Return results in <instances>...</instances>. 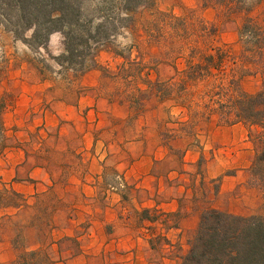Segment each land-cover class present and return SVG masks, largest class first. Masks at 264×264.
Here are the masks:
<instances>
[{
	"label": "crops",
	"instance_id": "1",
	"mask_svg": "<svg viewBox=\"0 0 264 264\" xmlns=\"http://www.w3.org/2000/svg\"><path fill=\"white\" fill-rule=\"evenodd\" d=\"M47 48L61 51L56 33ZM29 52L25 42L0 28L7 166L14 173L24 164L33 180L26 186L12 182L13 189L56 186L65 203L51 241L30 248H43L53 264H177L176 253L184 255L200 218L190 200L196 195L188 178L194 163L204 158L206 177L221 175L219 194L232 191L248 176L252 148L166 150L146 113L134 114L127 103L104 95L99 69L76 79H62L58 71L49 77L28 61ZM32 156L38 160L28 164ZM64 238L73 239V246ZM16 256L11 241H0V262Z\"/></svg>",
	"mask_w": 264,
	"mask_h": 264
},
{
	"label": "rangeland",
	"instance_id": "2",
	"mask_svg": "<svg viewBox=\"0 0 264 264\" xmlns=\"http://www.w3.org/2000/svg\"><path fill=\"white\" fill-rule=\"evenodd\" d=\"M153 1V5L145 4L132 14L133 26L130 29L121 28L125 21L120 14L110 13L114 20L105 23L108 34H112L110 42L101 44L90 39L87 46L75 45L76 56L73 58L64 51V36L61 32H54L60 38L61 51L53 53L47 48V42L40 45L31 39L32 29L24 33L22 31L26 41L16 36L5 21L0 22V28L11 31L16 38L25 42L30 48V52L26 54L28 61L49 77H53V73L58 71L62 79L68 75L69 78L76 79L87 69H99L103 76L101 89L104 95L127 103L134 114L146 113L150 125L155 129V138L166 150H240L247 146L255 153L260 147V142L255 138L256 127L249 129L253 137L250 140L248 128L242 123L237 124L239 129L236 130L232 129V124L220 122L217 114L208 120L199 114L195 115V111L202 110L201 107L193 105L191 110L186 109L181 105L185 101L178 96L176 90L173 91L174 99H165L167 95L164 91L162 94L165 97L160 98L155 84L173 75V57L179 48L182 53L177 61L181 69L199 61V57L192 59L189 53L193 46L205 50L207 40H210L204 36L207 22L218 28L212 43L222 46L229 54L224 66L228 76L240 74V87L247 93L259 90L262 87V77L256 73V67L243 63L240 58L243 49V42L238 35L241 16L226 19L216 8L205 6L203 0ZM248 2L254 3L255 0ZM81 5L84 14L95 17H98L99 9L109 14L113 12L111 9L118 13L117 9L121 7L116 0H82ZM251 15L257 21L264 22V0L254 5ZM176 78L178 79L177 75ZM197 97V94L193 95V99ZM185 99L188 100L187 95ZM1 109L0 103V112ZM216 126H225L226 129L212 131ZM233 139L237 141L234 142ZM7 143L8 137L0 122V241H11L17 250L14 261L0 264H49L42 253L23 252L33 250L30 246L37 242L51 241L50 233L56 222H62L59 210L64 208L65 203L59 199L56 186L21 187L22 197L12 194V182L26 186L33 180L26 177L28 172L24 164L20 171H9L7 159L10 150H4ZM38 151L40 150H36ZM29 159L28 164L38 160L36 156ZM204 163V158L200 157L188 176L196 186V195L190 200L193 209L200 210V216L209 208L237 215H264V192L255 183L250 170L239 188L219 194L221 175L216 178L206 177ZM226 172L233 173L234 170L228 169ZM192 234L187 240L185 253ZM63 242L70 246L74 244L71 238H64ZM179 252L176 253L178 263L182 256Z\"/></svg>",
	"mask_w": 264,
	"mask_h": 264
},
{
	"label": "trees",
	"instance_id": "3",
	"mask_svg": "<svg viewBox=\"0 0 264 264\" xmlns=\"http://www.w3.org/2000/svg\"><path fill=\"white\" fill-rule=\"evenodd\" d=\"M116 1L121 5L117 9L118 13L111 9L113 12L106 14L99 9L98 17H95L83 13L82 0H0V22L5 21L16 36L26 41L22 31L24 33L32 29L30 37L40 45L46 44L50 34L61 32L64 36V51L73 58L76 56L75 45L87 46L90 39L101 44L110 42L112 34H108L105 25L114 20L110 13L120 14L125 21L121 28L130 29L133 26L132 14L139 7L153 5L154 2ZM248 1L203 0V3L216 8L226 19L241 16L238 25V35L243 42L240 58L243 63L256 67V73L262 77V87L259 90L247 93L240 87V74L228 76L224 66L229 54L222 46L212 43L218 28L207 22L204 36L210 40H207L205 50L193 46L189 53L192 59L199 57V61L181 69L177 61L182 53L179 48L173 57V75L155 84L160 98L165 97L162 94L164 91L167 95L165 99H174L173 91L176 90L178 96L185 101L181 105L186 109L191 110L193 105L201 107L202 110L195 111V115L199 114L208 120L217 114L222 123H242L248 128L250 140L253 137L249 129L256 127L255 138L260 142V147L253 155L250 171L255 183L264 192V22L257 21L251 15L254 5L261 0H255L254 3ZM93 31L95 34H92ZM175 75L178 79H175ZM194 94L198 95L197 99L194 98L196 102ZM186 95L188 100L185 99ZM11 192L22 197L14 189ZM25 253H42L49 264H53L43 248L23 252ZM178 264H264V215H237L215 208L203 211L197 228L189 239V248Z\"/></svg>",
	"mask_w": 264,
	"mask_h": 264
}]
</instances>
